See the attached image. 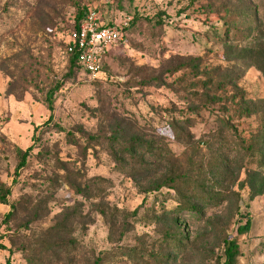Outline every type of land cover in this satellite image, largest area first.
<instances>
[{
    "label": "rangeland",
    "instance_id": "374dc122",
    "mask_svg": "<svg viewBox=\"0 0 264 264\" xmlns=\"http://www.w3.org/2000/svg\"><path fill=\"white\" fill-rule=\"evenodd\" d=\"M77 7L135 21L94 79ZM0 184V264H264V0H0Z\"/></svg>",
    "mask_w": 264,
    "mask_h": 264
},
{
    "label": "trees",
    "instance_id": "16d2710c",
    "mask_svg": "<svg viewBox=\"0 0 264 264\" xmlns=\"http://www.w3.org/2000/svg\"><path fill=\"white\" fill-rule=\"evenodd\" d=\"M89 10L85 7H77V13L74 19V26L73 29L76 28L79 23L81 22V20L83 19L84 15L88 12ZM115 21L110 20L108 22H103L105 25H112ZM135 21L130 20L129 21V25L126 29V36H127V30L129 29V27L134 24ZM234 28V27H233ZM237 33V29H235L233 35H231V32L229 30L223 29L222 31V37H220L219 39L222 40V44L225 45H229L231 44L232 41V36H235V43L237 44V46H240L238 49L239 51V59H242L244 55V47H242V44L239 43L240 41V33L238 37L237 35H234ZM127 39V37H126ZM228 47V46H227ZM230 47V45H229ZM238 48V47H237ZM237 50V49H236ZM227 51V55H228ZM66 53H67V58H68V63H69V67H75V66H79L77 59H76V54L74 52H68L67 51V44H66ZM81 68V67H80ZM155 79H151L146 81L144 84L145 85H151L152 83L156 82L154 81ZM175 125L177 126V122L175 121ZM22 166V165H21ZM20 165H18V167H21ZM264 189V185L262 186V190L259 189L257 191V194H262ZM9 193V189L8 187H6L3 184H0V203H6V196ZM176 202L173 209L175 211H177L178 209H183L186 210L188 212H192V213H196L198 211V206L195 203H190V202H186V201H179L176 198ZM163 207V206H161ZM11 214L12 211L7 213L4 217V221L8 222L11 218ZM243 220V219H241ZM252 226V220L250 217V213L247 211L245 213V219L242 222H239L238 227H237V231L239 233H243V232H247L250 230ZM186 243V239H185V235L182 233V231L180 230V228L175 224V226L170 230V231H166L164 232L163 235H161L160 240H159V245L161 248V252L159 255L156 256V261L158 264H165L166 261H168V255L173 252V250H175L176 252H179ZM0 249L3 250H8L10 252L9 248H6L4 245L0 244ZM127 250H131L132 248H125ZM238 254V245L236 243V240L233 237H229L228 239H226L224 241V247H223V259L221 261L220 264H235L236 263V256ZM108 257H111V259L114 257V254H110L109 252L106 251H100V253L98 254V256L95 257L94 263L93 264H103L104 260H107ZM6 264H10V260L9 258L6 259Z\"/></svg>",
    "mask_w": 264,
    "mask_h": 264
},
{
    "label": "built area",
    "instance_id": "2783aa9c",
    "mask_svg": "<svg viewBox=\"0 0 264 264\" xmlns=\"http://www.w3.org/2000/svg\"><path fill=\"white\" fill-rule=\"evenodd\" d=\"M129 19L105 25L95 10H89L74 28L67 41V51L74 52L81 69L94 79L102 61L117 47L126 43Z\"/></svg>",
    "mask_w": 264,
    "mask_h": 264
}]
</instances>
